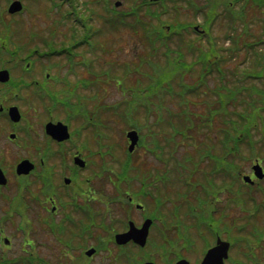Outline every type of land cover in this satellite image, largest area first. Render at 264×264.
<instances>
[{
    "label": "rangeland",
    "instance_id": "rangeland-1",
    "mask_svg": "<svg viewBox=\"0 0 264 264\" xmlns=\"http://www.w3.org/2000/svg\"><path fill=\"white\" fill-rule=\"evenodd\" d=\"M11 1L13 0H0V21L2 22L0 32H3L2 28L9 25L6 8ZM120 1L121 5L115 8L113 3H107L105 0H27V7L23 15L15 19L12 24V42L9 38L7 39L8 44L12 43L11 49L14 51L17 60L28 56L34 50L41 54L49 52V56L40 58L42 61L39 66H43L42 70L46 69L45 66L53 68V74L57 76L54 85L56 93L52 94L57 101V106H59L57 114L65 120L75 135L80 156L85 158L88 147L92 149L89 150L92 155L88 158L89 161L87 160L86 170L80 172L79 176V184L86 189V192L97 191V213L100 214L101 210L103 216V220L98 218V226L96 225L97 241L95 244L101 247V250L98 254L95 253L90 264H124L125 262V259L116 260L113 253L105 252L108 246L114 250L118 249H115L112 242L106 244V241H102L103 237L112 234L111 231L106 233L103 231L108 224L102 210L105 206V193L112 192V188H114L110 179L116 183L115 186H121L123 180H121L120 175L122 172L127 173L123 171V167L128 166H130L129 176L131 180L128 187L137 192L141 188L144 189V192L148 194L145 200L146 207L153 211L154 208L158 207L160 216L166 222L163 224L160 219H156V228L163 233L164 231L167 232L171 239L177 237V231L174 227L177 223L176 221L173 222V219L180 215L178 222L180 226L192 224V218L189 216L192 208H194L197 215L203 216L205 213H210L217 220L220 221L221 219L228 227L233 228V231L239 230L235 239L239 242L240 252H242L240 259L245 264H249L247 255L264 258V180L261 181L260 186H255L260 191L254 189L255 192L252 191L253 198L250 199V192L243 188L240 177L234 181L233 188L230 186L231 191H229L223 184H231V179H225L224 173L218 175L214 171L212 172L210 164L207 167L203 162L207 159L212 166H216V163L213 164L214 155L206 156V146H201V144L214 142L218 139L216 136L219 137V126L222 127V122H217L211 129H200L195 126L191 130L188 129V123L180 116L182 111L178 101L174 99L175 95L170 96L168 93V95H164L166 91L162 88H157L159 91L150 96V101L146 102V111L144 108L135 107L133 117L130 120L124 121L120 115L110 110L112 105L117 103L119 110L126 111V107L118 102L124 100L130 107L136 102L137 97L143 99L144 96L142 95H146L148 91L146 88L153 86L144 75L148 71L146 61L149 58H152L158 68H163L167 64V58L163 56L165 48L162 47L160 52L153 54L151 51H155L154 48H151V51L147 48L140 32H135L128 27L132 18L128 16L123 18L122 16V14H126L137 7L141 3L140 0ZM223 1L215 0L217 4H221ZM193 2L197 3L194 4L197 8L201 7L199 5H204L205 9V0H193ZM165 3L166 6L151 4L142 7H148L151 12L156 11L163 25H180L191 22L199 25L204 21L201 9L194 10L189 8L187 4L182 9L180 2L177 3L178 7L173 9L171 0H165ZM246 6L247 12L243 18L244 21L235 23L239 27L238 31L241 30L242 23L246 21L250 25L254 40L264 37V6L258 7L252 5L251 2ZM195 11L198 13L196 14ZM120 18H123V22ZM221 18V22L217 21L212 26V38L210 40L216 42L214 46L220 50L219 57L220 55L228 57L223 64L227 69L246 75L245 69H252L256 66L255 62L252 61V54L247 53L245 56L246 50H243L234 58H229L228 52H224L223 49L231 44L225 40V34L230 30L225 23L224 13L220 15ZM125 21L128 23L125 24ZM85 34H88V44L82 43ZM190 34L191 39L198 37L194 33ZM164 35L168 39L173 37L170 34ZM207 38L198 40L207 46L210 41ZM14 44H16L15 48ZM184 45L174 41L170 49L182 47L181 52H185L188 46ZM63 48L68 49L69 54L60 51ZM52 51L59 52V54L56 55L53 52L55 55L53 56L50 54ZM170 52L172 53L171 50ZM7 53L5 52V55ZM177 55L173 53L171 61L177 59ZM231 56L233 57V55ZM194 60L193 55L186 54L184 63L192 65V73L175 75L172 67L171 70L175 76L172 82L175 85V90L180 75L183 76L186 83L193 84L198 80L200 67L196 65ZM71 64L73 66L69 69L68 66ZM148 65L153 68L150 71L151 76L156 75L155 66ZM19 69L20 64H17L12 74L14 76L19 75ZM260 71L264 72V67ZM156 73L157 77H160L157 71ZM60 80L61 83L59 84ZM245 83L249 85L253 82L248 79ZM254 83L259 86L262 85L261 91H264V82L259 80ZM210 86L213 87V84L211 83ZM203 96L192 95L189 97L188 107L190 111L203 114L206 104L213 105L212 102H209L213 97L206 100L203 99ZM75 109H77L76 112ZM138 123L142 127L140 129L141 146L137 147L131 156H128L126 133L130 129L137 131L135 124ZM177 125L186 131L187 139H184L185 135L176 134L172 127L177 128ZM263 129L264 116L262 126L256 130L261 134ZM261 149L264 155V148ZM0 159H4V161L2 160L3 164L7 163L9 168L13 167L14 163L7 161L9 159L2 157ZM127 159L128 161H126ZM252 163L253 160L240 162L241 173L251 174ZM262 167L264 169V161ZM136 176L140 177L139 181ZM140 180L143 181L144 185ZM123 186L126 187L127 183L122 184ZM236 189H244L245 194H241ZM89 194L91 195V192ZM79 198L84 200V197ZM158 200L162 202L161 208L157 205ZM19 208L22 207L18 204L13 207L15 213H19ZM123 209V206L120 209L117 206L112 207L117 223L115 225L109 224V228L113 226L115 230L119 229L122 223L123 228L126 226V221L122 220ZM25 212L30 217L27 209ZM125 212H128V209ZM132 213L135 214L133 210ZM20 222L14 218L9 222H1L0 233L3 231V227L5 230L0 236L11 237L9 230L17 229L16 225ZM21 223L25 224L26 227L29 225L28 223L32 224V221L23 220ZM32 229L41 231L36 226H32ZM192 233H195L194 228H188L187 234L196 240ZM12 239L14 242L9 250L11 254L7 255L5 254L7 252L0 251V264H28L24 262L23 256L28 250L25 248L26 250L22 251L23 246L19 238L12 236ZM206 239H212L209 233ZM52 240L53 237H45L44 240L40 238L38 242H33L36 251L34 253L45 254L50 259L47 260V258L38 256V260H40L38 264H53L57 260L58 262L65 261L67 264H87L71 257L72 255L66 260L61 250L63 244L54 245ZM153 241L151 239L146 248L150 253L155 249L152 246ZM31 248L33 249V247ZM192 250L195 251L196 249L193 248ZM33 257L36 255L34 254ZM158 258V255L153 254L149 260L160 263L162 260ZM235 263L242 264L239 260H235Z\"/></svg>",
    "mask_w": 264,
    "mask_h": 264
},
{
    "label": "flooded vegetation",
    "instance_id": "flooded-vegetation-1",
    "mask_svg": "<svg viewBox=\"0 0 264 264\" xmlns=\"http://www.w3.org/2000/svg\"><path fill=\"white\" fill-rule=\"evenodd\" d=\"M19 1L22 3V9L15 13L7 12L9 25L2 28L3 32H0V158L9 159L7 161L14 163L13 167L9 168L7 163L3 164L4 159H0V169L5 179V183H0V224L9 222L12 218L21 222L32 221V224L28 223L26 227L20 222L16 225L17 229L9 230L12 236L21 240L23 246H27L29 249L27 253L30 256L35 254L36 258H39L38 256L47 258L45 254L34 253L36 251L33 242H38L40 238L44 240L45 237H53L54 245L63 244L61 250L66 260L72 255L71 257L90 264L95 253L98 254L100 251L95 244L96 225L98 218L103 220V216L101 210L100 214L97 213L96 191H91L89 188L91 195L90 192H86V189L79 184V176L80 172L86 170L88 158L92 155L89 150L92 149L88 147L87 156L81 157L75 135L65 120L57 114L59 106L52 96L56 93L54 85L57 76H54L53 68L45 66L46 69L42 70L43 66H39L42 61L40 58L49 56V52L41 54L34 50L28 56L17 60L11 49L12 43H7L8 38L12 42L11 30L14 20L20 18L27 7V0ZM1 23L0 21L2 27ZM15 47L16 44H14ZM5 52L8 53L5 55ZM53 52L56 54V51L50 54L53 55ZM17 64H20V74L14 76L12 73ZM49 123L65 124L69 137L64 139L53 137L47 130ZM79 162H83V166H80ZM20 163H24L26 172H17ZM110 180L114 185L115 182ZM113 187L112 192L105 193V210L102 211L109 225L116 219L112 207L117 206L120 209L123 206L121 214L122 220L126 221V226L123 228L122 223L121 227L115 230L107 225V231H111L112 234L103 237L102 241H106V244L111 242L114 244L115 249L118 250L108 246L109 249L107 247L105 252L113 253L116 260L125 259L124 264H144V259H149L153 254L158 255V259L162 260L158 262L159 264H175L180 259L187 260L189 264H200L205 251L215 245L218 236L225 240L214 229V239L208 241L206 239L208 230L203 227L202 232L205 233L203 239L198 237L196 244L190 243L189 246L182 242L177 244L175 241L177 237L171 239L167 232L162 233L156 228V222L151 215L153 212L160 215L159 208L156 207L153 211L146 207L145 200L148 195L144 189L129 192L122 187L115 185ZM79 197H84V200ZM16 204L24 210L19 208V213H15L13 207ZM26 209L30 217L25 212ZM126 209L128 212H125ZM148 218L152 219V224L149 227L146 245L139 246L133 241L125 245L114 243V235L127 232L130 222L140 227ZM116 223L117 220L114 225ZM31 225L39 227L41 231L32 229ZM4 230L3 227L0 235L4 233ZM221 232L223 235V229ZM234 233H237V229ZM12 236H0V251L7 252L5 253L7 255L11 254L9 250L14 242ZM151 239L154 240L153 248H155L152 253L146 250ZM166 241H172L173 246L169 251H161L160 243ZM73 243L75 245H72ZM125 247H131L132 250L122 251ZM91 248H95V251L92 255H88V250ZM193 248L196 250L193 251ZM24 250L26 249H22ZM196 251L198 252L195 253ZM192 253L195 254L192 255ZM47 260L50 259L47 258ZM53 264L67 263L57 260ZM233 264H236L235 260Z\"/></svg>",
    "mask_w": 264,
    "mask_h": 264
},
{
    "label": "trees",
    "instance_id": "trees-1",
    "mask_svg": "<svg viewBox=\"0 0 264 264\" xmlns=\"http://www.w3.org/2000/svg\"><path fill=\"white\" fill-rule=\"evenodd\" d=\"M171 1L173 9L178 7L177 3L179 2L182 9L186 4L189 8L194 9L192 0ZM250 2L252 5L258 7L264 6V0H224L222 3L225 23L229 26L230 30L226 32L225 40L231 43L230 46L224 48L223 51L228 52L229 58H234L235 55H238L241 51L243 52V50H246V52H244L245 56L247 53L252 54V61L253 63L255 62L256 66L252 69H245L247 72L246 75H242L240 72L237 73L235 70L232 71L231 69H227L223 64L228 57L226 55H220L219 57L218 54L220 50H217L214 46L216 42L212 39L210 40V38H212L211 26L217 21L221 22L222 20V18L220 19V17L217 18L216 16L218 4L215 0H205L206 10L204 6L200 7V9L205 11V27L207 28V36H210L208 37L209 39H207L211 41H209L207 46H204L201 40H198L200 39L198 37L196 38L197 40L190 38V23L180 25L170 24V30L167 31L161 23L159 14L156 11L151 12L148 7H142L143 5L149 6V3L142 2L130 12L122 14L123 18L127 16L132 18L128 27L135 32H140L147 48L150 49V51L151 48H154L153 50L155 51H151L153 54L160 52L162 47L165 48L163 56L167 58V64L163 68H158L156 63L152 61V58H149L146 61L148 71H146L144 75L151 81H149V83H152L153 86L146 88L148 91L146 95H142L144 96L143 99L137 97L135 100L136 102L130 107L123 105L126 107V111H121L118 105H114L112 112L120 115L124 121H126V119L130 120V118L133 117L135 107H143L146 111V102L150 101V96L152 94L159 91L157 88H162L166 91L164 95L167 93L170 96L175 95L174 99L178 101V105L182 111V113L180 112V116L188 123V129L191 130L194 126L200 129H211L217 122H222V127L219 126V137L218 135L216 136V139H218L206 144L203 142L201 146L212 147L218 143L220 147H222V152L218 154H222L223 158L219 163V165H221L220 169L224 173V178L231 180L238 178L236 172L238 168H241L240 162H244V160L249 161L253 156H259L264 159L261 149L264 148V129L261 131V134L256 130L263 124L264 91H261L263 88L262 85L259 86L254 83L259 80L264 82V72H259V70L264 67V37L254 40V35H251L250 25L247 24L246 21L242 23L240 31H238L239 27L235 25L238 21H244L243 18L247 12L246 5L250 4ZM235 3L236 8L234 7ZM157 4L166 6L165 0H161ZM123 18H120L122 22ZM124 23L127 24L128 21ZM164 34H170L173 37L168 39ZM174 41L180 45L185 44L184 46H188L186 49L187 52H181L182 47H174L173 50L170 49ZM82 43H89L88 34H85ZM258 47L260 49H257ZM173 53L178 55L176 56L177 59L171 61ZM186 54L193 55L196 65L200 67L197 77L198 80L193 84L186 83L183 76L180 75L175 90V85L172 82L173 78H175L171 70L172 67L175 71V75L188 72L192 73V65L184 63ZM231 55H233V57ZM148 64L155 66V77L151 76L150 71L153 68ZM156 71L160 74V77H157ZM248 79H251L253 83L246 85L245 81ZM208 81L213 82V87L208 85ZM152 89H154V91H152ZM192 95H197V97L204 95L203 99L206 100L213 97V99L209 101L212 102L213 105H210V103L206 104V109L203 114L198 112L194 113L190 111L188 107V99ZM195 120L198 121V123H196ZM133 121L137 123L136 120L133 119ZM135 127L139 130L142 128L139 123L135 124ZM175 131L176 134L185 135L184 139H187V133L182 127L177 125ZM213 148L214 150L216 149L215 147ZM237 159L240 160L239 163H237ZM225 186L230 190L229 187L231 184H225Z\"/></svg>",
    "mask_w": 264,
    "mask_h": 264
},
{
    "label": "water",
    "instance_id": "water-1",
    "mask_svg": "<svg viewBox=\"0 0 264 264\" xmlns=\"http://www.w3.org/2000/svg\"><path fill=\"white\" fill-rule=\"evenodd\" d=\"M150 1H157V0H150ZM120 2L116 1L115 6H119ZM21 8V5L19 2L15 1L13 2L9 7V12H15ZM47 130L50 132L53 137H56L58 139H64L68 137L67 128L66 126L58 123L56 125L54 124H48ZM127 138L129 139V147L128 150L132 151L137 143L138 135L137 132L132 130L127 133ZM80 166H83V162H79ZM23 165H20L22 167ZM254 173L256 177L263 178L264 173L262 172L261 167L259 165L253 166ZM244 181L250 182V177L244 176ZM149 222H145L143 224V227L141 229L134 230L132 229L130 232L117 235V242L118 243H125L129 239L133 238L136 242H139L140 244H144L145 238H146V231L148 228ZM228 250V243L218 241V245L214 247L213 249H210L205 256L202 264H222V258L226 257ZM91 252H88V254ZM177 264H187L185 261L178 262Z\"/></svg>",
    "mask_w": 264,
    "mask_h": 264
}]
</instances>
